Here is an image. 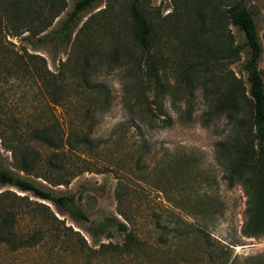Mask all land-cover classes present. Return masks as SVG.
<instances>
[{
    "label": "rangeland",
    "instance_id": "obj_1",
    "mask_svg": "<svg viewBox=\"0 0 264 264\" xmlns=\"http://www.w3.org/2000/svg\"><path fill=\"white\" fill-rule=\"evenodd\" d=\"M73 1L66 0V7L46 30L44 43L35 50L52 71H56L59 61L72 58L78 30L84 23L90 28L97 52L106 56L116 42L126 44L130 37L128 8L132 0H96L80 12L72 27L71 40L65 43L58 31ZM228 2L137 0L140 10L157 26L160 41L168 43L158 51L169 60L173 61L178 47L185 48V35L182 40L179 35L200 15L203 36L197 37L201 60L206 59L215 72L224 69L245 82L246 47L237 57L220 52L228 44H241L244 39L241 31L219 11ZM245 3L264 44V0ZM81 35L79 32L78 36ZM7 39L18 44V38ZM26 46L32 50L30 44ZM93 61L97 62L93 79L107 87L111 99L109 108L95 116L94 135L103 141L98 154L70 157L67 162L70 175L64 183L50 184L27 174L56 192L74 193L89 220L76 221L50 201L13 186L0 185V191L22 195L29 203L18 213L16 231L24 234L40 231L43 235L40 242L28 248L11 250L0 243V264H207L201 244L203 233L213 243L227 248V264L264 263V235L246 236L241 230L247 206L244 189L240 184L226 185L223 168L214 158V144L226 136L224 117L204 125L201 117L208 111V100L196 89L191 98V121L178 119L173 106L183 103V93L175 91L173 96L168 94L157 100L164 115L153 108L157 113L153 121L169 116L173 120L171 126L149 129L137 116L134 125L124 107V83L128 82L124 66L118 59H98L95 55ZM258 66L264 73V52ZM175 67L168 62V76L171 77ZM71 99L75 100L74 105L81 102L75 97ZM59 111L56 110L58 115ZM0 158L17 171L11 165L9 151L1 145ZM20 173L25 175L23 171ZM104 216L116 218L127 225L128 231H134L140 248L134 253L113 252L111 245L119 246L125 239L120 232L94 242L88 226L90 221ZM66 233L71 237L66 238ZM100 243L109 246L104 248Z\"/></svg>",
    "mask_w": 264,
    "mask_h": 264
},
{
    "label": "trees",
    "instance_id": "obj_2",
    "mask_svg": "<svg viewBox=\"0 0 264 264\" xmlns=\"http://www.w3.org/2000/svg\"><path fill=\"white\" fill-rule=\"evenodd\" d=\"M95 1H73L60 23L58 33L62 41L70 42L80 12ZM66 5V0H0V145L9 151L11 165L17 169L14 171L0 158V185L13 186L50 201L76 221L89 220L74 193L56 192L27 174L50 184L64 183L70 175L67 165L70 157L98 154L103 141L94 135L95 116L109 108L111 99L107 87L93 79L97 69L93 58L95 55L98 59H118L128 78L124 83V107L134 125L137 116L149 129L171 126L173 120L169 116L154 122L157 113L153 108L164 115L157 100L168 94L173 96L175 91L183 93V103L172 104L178 119L191 121V98L196 89L208 100L202 123L207 125L224 117L226 136L214 144V158L223 168L226 185L240 184L247 196L243 234L264 235V73L258 66L264 44L245 0H229L219 11L243 35L241 44H228L220 52L237 57L246 47L248 56L243 68L247 86L232 72L224 69L215 72L206 59L201 60L197 37L203 36L200 15L195 22H189L187 33L179 35L181 40L185 35V48L178 47L173 61L169 60L158 51L168 43L160 41L157 26L140 10L137 0L129 4L132 26L126 44L116 42L109 55L100 54L92 44L89 26L84 23L75 45V38L72 40V58L59 61L56 71H52L35 50L44 43L46 30ZM8 37L18 38V44ZM168 62L176 65L171 77L167 75ZM74 97L81 102L74 105L75 100L71 99ZM56 110H60V115ZM28 204L22 195L0 191V243L11 250L36 245L43 237L40 231L24 234L15 229L18 213ZM88 228L96 243L99 237L124 233L125 239L119 246L111 245L113 252L134 253L140 248L134 231H128L127 225L116 218L104 216L90 221ZM65 236L71 237L67 233ZM100 244L104 248L109 246ZM201 244L207 264H227L226 247L213 243L206 233Z\"/></svg>",
    "mask_w": 264,
    "mask_h": 264
}]
</instances>
